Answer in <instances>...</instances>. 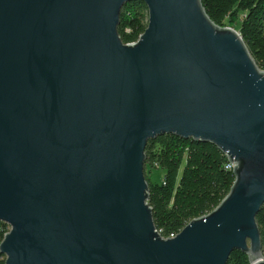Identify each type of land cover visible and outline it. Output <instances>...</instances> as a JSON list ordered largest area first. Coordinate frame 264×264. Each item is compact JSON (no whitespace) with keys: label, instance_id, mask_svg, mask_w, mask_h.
Here are the masks:
<instances>
[{"label":"water","instance_id":"obj_1","mask_svg":"<svg viewBox=\"0 0 264 264\" xmlns=\"http://www.w3.org/2000/svg\"><path fill=\"white\" fill-rule=\"evenodd\" d=\"M0 0V221L5 264H264V71L202 0ZM215 145L229 194L175 237L158 231L148 141Z\"/></svg>","mask_w":264,"mask_h":264},{"label":"trees","instance_id":"obj_2","mask_svg":"<svg viewBox=\"0 0 264 264\" xmlns=\"http://www.w3.org/2000/svg\"><path fill=\"white\" fill-rule=\"evenodd\" d=\"M211 20L235 28L257 65L264 71V0H202ZM148 6L142 0L127 3L121 11L119 34L135 43L148 27ZM145 177L150 185L149 205L164 238L177 235L190 221L211 213L229 194L235 176L229 161L215 145L163 135L148 141ZM151 173L160 176L153 181ZM162 173V174H161ZM257 222L264 244V206ZM9 226L0 221V244ZM6 257L0 253V264ZM227 264H250L248 256L234 251Z\"/></svg>","mask_w":264,"mask_h":264},{"label":"rangeland","instance_id":"obj_3","mask_svg":"<svg viewBox=\"0 0 264 264\" xmlns=\"http://www.w3.org/2000/svg\"><path fill=\"white\" fill-rule=\"evenodd\" d=\"M151 178H152L153 181H159L160 176L157 173H153V174L151 173Z\"/></svg>","mask_w":264,"mask_h":264},{"label":"built area","instance_id":"obj_4","mask_svg":"<svg viewBox=\"0 0 264 264\" xmlns=\"http://www.w3.org/2000/svg\"><path fill=\"white\" fill-rule=\"evenodd\" d=\"M233 168H234V165L229 163V165L227 166V169H229V170H233ZM175 236H176V235H175ZM175 236H172V237H175Z\"/></svg>","mask_w":264,"mask_h":264}]
</instances>
